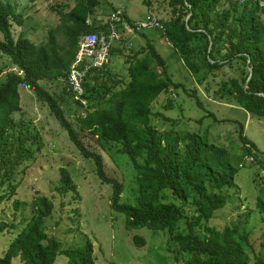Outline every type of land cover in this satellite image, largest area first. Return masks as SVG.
Wrapping results in <instances>:
<instances>
[{
	"label": "trees",
	"instance_id": "16d2710c",
	"mask_svg": "<svg viewBox=\"0 0 264 264\" xmlns=\"http://www.w3.org/2000/svg\"><path fill=\"white\" fill-rule=\"evenodd\" d=\"M259 2L264 0L242 4L240 0H166L168 14L158 20L164 28L161 36L192 74L198 76L203 70L205 75L222 76L226 66L237 64L239 77L225 74L218 83L217 95L233 100L248 114L264 116V6ZM144 3L151 8V0ZM95 7L94 0H76L68 12L56 11L61 26L49 31L47 44L34 45L23 37L14 39L12 25L20 24V16L11 4L0 0V54L16 68L0 84V204L14 195L19 169L41 146L25 121L15 122L13 118L20 111L18 88L23 85L47 106L79 154L94 162L99 180L111 185L110 207L124 215L127 229L168 231L178 253L190 258L185 264H264V238L259 242L260 251H255V243L237 225L230 224L223 230L207 225L226 205V190L234 187L240 163L250 150L243 149L233 162L224 146L210 144L205 136L159 132L151 125L155 99L169 89L182 87L172 82L153 44L147 42L126 56L123 77L113 80L103 72L107 67L88 76L83 94L86 105L71 98L85 112L76 117L78 130L67 120L57 100L39 84L65 81L79 37L105 24H86ZM59 32L64 38L62 45L55 36ZM220 52L222 56L218 57ZM3 71L0 67V74ZM106 73L113 76L108 70ZM168 106L171 108L170 101ZM83 133L94 139L103 152L127 155L138 186L134 205L120 203L122 185L105 175L101 156L87 148ZM239 138L247 144L241 134ZM60 182L62 195L76 191L65 169H60ZM167 192L181 205L168 200ZM185 205L193 211L189 219L184 214ZM34 207L33 216L10 242L0 264H11L16 257L23 264H54L58 255H64L68 264H94L91 245L59 251V243L47 237L43 228L53 208L50 199L38 197ZM256 208L264 224V203L259 200ZM194 227L202 228V238L193 234ZM134 240L144 245L142 239Z\"/></svg>",
	"mask_w": 264,
	"mask_h": 264
},
{
	"label": "rangeland",
	"instance_id": "374dc122",
	"mask_svg": "<svg viewBox=\"0 0 264 264\" xmlns=\"http://www.w3.org/2000/svg\"><path fill=\"white\" fill-rule=\"evenodd\" d=\"M2 1L11 4L20 16V24L12 25L14 39L23 37L34 45H44L48 43L49 31L61 26L56 11L68 12L76 0ZM94 1L96 7L89 19L93 18V25L97 27L106 22L108 15L116 7L126 9L134 20L143 19L146 9L148 10L144 0ZM151 1L150 9L155 16L160 19L166 17V0ZM55 36L58 44L62 45V33ZM145 38L152 42L162 57L171 80L182 86L172 89L173 92L167 90L151 104L154 114L151 125L159 132L172 130L205 136L210 144L224 146L233 162H237L243 149L250 150L246 157L252 158V161L246 157L242 160L234 178V187L226 190V205L215 212L207 225L217 230H223L230 224L237 225L255 243V251H260L259 242L264 238V224L263 215L256 205L259 200L264 203V116L248 114L238 108L233 100L221 99L216 92L218 83L225 79V74L239 77V66L235 63L231 68L226 66L222 76L205 75L203 70L196 76L184 66L178 53L167 44L159 31L146 29L139 34L123 32L121 40L113 48L106 69L114 77L107 74L106 70L103 72L113 80L123 77L126 56L143 48L141 44L137 45V41L145 43ZM221 56L222 52L218 54V57ZM0 67L4 69L0 74L1 84L6 75L15 72L16 68L2 54ZM39 84L57 100L67 120L78 130L76 117L85 112L71 100L64 83L40 81ZM18 92L20 111L13 115L14 121H25L26 128L36 134L41 146L32 160L26 161L19 169L14 195L0 204V257L30 221L35 211L34 201L44 196L51 200L53 208L43 229L48 238L59 243V251L89 244L94 264H185L190 260L188 256L178 253L177 245L166 230L157 231L145 227L127 229L124 215L114 212L110 207L112 187L99 180L94 162L79 154L47 106L39 102L30 90L22 85ZM169 101L171 108L168 106ZM240 134L247 140V144L239 138ZM81 137L87 148L101 156L105 175L122 185L120 203L134 205L139 196L138 186L136 172L127 155L103 152L87 133H83ZM183 145L184 142H181L182 147ZM60 169L69 173L76 191H68L65 195L60 193ZM167 194L168 200L181 205L174 196L168 192ZM183 209L189 219L192 209L187 205ZM182 228L185 225L182 224ZM192 232L202 238L201 227L192 228ZM134 238L142 239L144 245H137ZM11 264L23 263L16 257ZM54 264H68V260L64 255H58Z\"/></svg>",
	"mask_w": 264,
	"mask_h": 264
},
{
	"label": "built area",
	"instance_id": "2783aa9c",
	"mask_svg": "<svg viewBox=\"0 0 264 264\" xmlns=\"http://www.w3.org/2000/svg\"><path fill=\"white\" fill-rule=\"evenodd\" d=\"M245 1L251 0H241V4ZM259 5L264 6V2H259ZM125 16L122 8H115L109 14L103 28L83 34L78 40L75 57L68 67L63 83L67 94L82 106L86 105L83 97L85 80L93 71H102L109 65L111 51L121 40L123 32L138 34L146 29H154L164 33L162 24L151 10L147 11L143 19L132 22L130 25L126 23ZM86 24L97 27L89 18ZM169 91L173 92L172 89ZM246 158L252 161V158Z\"/></svg>",
	"mask_w": 264,
	"mask_h": 264
},
{
	"label": "crops",
	"instance_id": "0c3cea01",
	"mask_svg": "<svg viewBox=\"0 0 264 264\" xmlns=\"http://www.w3.org/2000/svg\"><path fill=\"white\" fill-rule=\"evenodd\" d=\"M147 7V6H146ZM116 8H121V7H116ZM124 9V8H123ZM125 10V13H126V18H128V21H138L139 19H137V20H134V19H132L131 17L132 16H129L130 14L126 11V9H124ZM148 10H151V9H149L148 8ZM147 9H146V13H147V11H148ZM135 11V10H134ZM146 13L144 14V16L146 15ZM144 18V17H143ZM91 19H93V18H91ZM142 36H144V35H142ZM145 37V36H144ZM164 40H165V38H164ZM147 42H150L151 44H152V42L149 40V39H147V38H145V43H142V41H140V43H139V41H137V45H140L141 44V46H145V44L147 43ZM168 44V43H167ZM154 46V45H153ZM170 46V45H169ZM156 50V49H155ZM158 53V52H157ZM171 78V77H170ZM173 82V81H172ZM175 83V82H174ZM160 97V96H159Z\"/></svg>",
	"mask_w": 264,
	"mask_h": 264
},
{
	"label": "clouds",
	"instance_id": "9594fccd",
	"mask_svg": "<svg viewBox=\"0 0 264 264\" xmlns=\"http://www.w3.org/2000/svg\"><path fill=\"white\" fill-rule=\"evenodd\" d=\"M124 10V9H123ZM153 13V12H152ZM126 14V13H125ZM109 16V15H108ZM126 17V16H125ZM92 22H93V19H92ZM126 23H127V21H126ZM132 22L130 21V24H131ZM93 24H95L94 22H93ZM128 24V23H127ZM161 33V32H160ZM139 34V33H138ZM161 34H163V33H161ZM113 50V49H112Z\"/></svg>",
	"mask_w": 264,
	"mask_h": 264
},
{
	"label": "water",
	"instance_id": "95a60500",
	"mask_svg": "<svg viewBox=\"0 0 264 264\" xmlns=\"http://www.w3.org/2000/svg\"><path fill=\"white\" fill-rule=\"evenodd\" d=\"M248 80H249V78H248ZM248 80H247V81H248ZM247 81H246V83H245V84H247Z\"/></svg>",
	"mask_w": 264,
	"mask_h": 264
}]
</instances>
